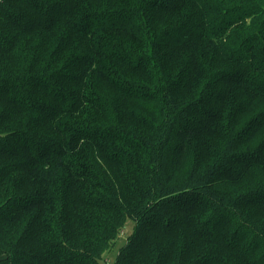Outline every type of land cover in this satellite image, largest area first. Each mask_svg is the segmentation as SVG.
<instances>
[{"label":"trees","instance_id":"1","mask_svg":"<svg viewBox=\"0 0 264 264\" xmlns=\"http://www.w3.org/2000/svg\"><path fill=\"white\" fill-rule=\"evenodd\" d=\"M264 264V0H0V264Z\"/></svg>","mask_w":264,"mask_h":264},{"label":"rangeland","instance_id":"2","mask_svg":"<svg viewBox=\"0 0 264 264\" xmlns=\"http://www.w3.org/2000/svg\"><path fill=\"white\" fill-rule=\"evenodd\" d=\"M133 222L129 220L127 222L126 227L121 232L119 238L116 243L104 254L103 259L101 260V264H114L115 258L120 251L121 246L127 241V236L130 234L133 228Z\"/></svg>","mask_w":264,"mask_h":264}]
</instances>
